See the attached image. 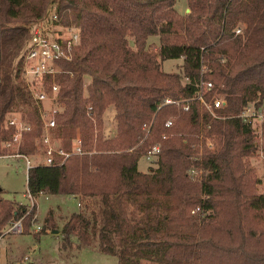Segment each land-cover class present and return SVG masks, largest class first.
<instances>
[{
  "label": "trees",
  "instance_id": "1",
  "mask_svg": "<svg viewBox=\"0 0 264 264\" xmlns=\"http://www.w3.org/2000/svg\"><path fill=\"white\" fill-rule=\"evenodd\" d=\"M176 4L0 0V157L9 155L3 143L15 129L5 120L14 111L31 126L20 153L43 151L44 125L22 80V57L30 26L56 7L82 41L58 77L62 110L52 136L66 152L80 138L83 154L30 168L28 190L87 202L66 220L65 244H97L119 264H264V191L245 163L257 149L256 131L240 118L250 104H264V0H188L187 13ZM174 59L182 60L180 72L164 71ZM202 81L213 85L207 103L226 101L217 117L197 99ZM111 106L116 129L107 137ZM156 146L155 167L140 171ZM193 168L203 171L200 180L191 179ZM126 206L140 215L130 220ZM36 213L1 200L0 239L21 218L29 232ZM57 227L51 211L40 233Z\"/></svg>",
  "mask_w": 264,
  "mask_h": 264
},
{
  "label": "rangeland",
  "instance_id": "2",
  "mask_svg": "<svg viewBox=\"0 0 264 264\" xmlns=\"http://www.w3.org/2000/svg\"><path fill=\"white\" fill-rule=\"evenodd\" d=\"M187 8L188 0H177L176 9L178 12L187 13ZM128 31L130 43L133 45L136 28L132 22H128ZM158 41V37H152L149 40L150 43H158ZM181 65V59L167 60L163 63V69L166 72H180ZM19 113L17 114L18 116H20ZM104 123L105 135L107 137L113 135L116 129L115 108L113 106L106 111ZM255 135L254 144L257 149L245 159V163L247 170L250 172L249 176L253 180L259 181L256 189L257 192L261 193L264 191V138L261 130L256 132ZM6 152L11 155L9 150H6ZM43 156V151L38 149L33 155H28V158L34 165H37L43 161ZM151 166L155 167L146 158H142L139 162V170L142 172H148ZM35 199L37 213L34 218L36 220L32 224L30 231H27L24 218H21L18 221H22L24 233L5 234L0 239V244L2 241L3 246L2 252L0 251V264H119L117 257L104 254L99 250L97 244L91 247L78 248L76 238L72 246L65 244L64 234L62 233L63 226L72 214L87 209L86 201L64 194H40ZM1 200H8L21 205L31 204L28 190V167L23 158L13 156L0 157ZM79 202L82 204L81 206L78 205ZM125 210L126 216L130 220L140 215L132 206H126ZM51 211L58 227L55 230L49 229L46 233H40L46 226V220ZM191 214H194L193 211H191ZM38 226L41 227L39 231L37 230ZM37 233H40L39 237H36Z\"/></svg>",
  "mask_w": 264,
  "mask_h": 264
},
{
  "label": "built area",
  "instance_id": "3",
  "mask_svg": "<svg viewBox=\"0 0 264 264\" xmlns=\"http://www.w3.org/2000/svg\"><path fill=\"white\" fill-rule=\"evenodd\" d=\"M238 33H240V30H238ZM81 41L80 29L71 22H65L63 15L56 7L51 8L42 19L30 26V38L22 57V80L44 125L41 136L44 155L43 165H55L56 156L63 158V164L71 155L83 154L80 138L75 140L73 151L66 152L61 145H56L55 141L58 139H53L52 136V130L57 126V115L62 110L59 96L61 86L58 82V77L67 73L63 63L73 61L75 50L80 46ZM212 87L211 83L202 81L197 99L211 114L217 117L215 110L226 105V101L221 98H215L212 103H207L204 96ZM189 101L191 100H186V102ZM167 103L180 104V102L170 100ZM185 109L188 110V107H185ZM92 110L93 107L90 106L89 111ZM240 118L247 127L258 132L264 125V110L263 108H257L254 104H250L240 115ZM166 125L170 126L171 122ZM6 126L13 127L15 133L10 140L4 142V149L11 152L10 156L22 157L28 169L34 167L35 165L28 156L20 153V149L26 141L25 134L31 130L30 124L24 120L21 114L20 116L11 114L6 119ZM207 145L210 148L214 147L209 140ZM159 151V146L154 147L153 152L146 157L147 161L153 163ZM189 174L192 180H200L203 171L193 168L189 171ZM29 197L31 208H33L36 206V199L30 192ZM197 212H200L199 207L193 210L194 214ZM40 229L41 227L38 226L37 230L39 231ZM10 233L23 234L24 226L22 221L11 224L4 236Z\"/></svg>",
  "mask_w": 264,
  "mask_h": 264
},
{
  "label": "crops",
  "instance_id": "4",
  "mask_svg": "<svg viewBox=\"0 0 264 264\" xmlns=\"http://www.w3.org/2000/svg\"><path fill=\"white\" fill-rule=\"evenodd\" d=\"M18 113H19V112L14 111V112H11V113H9V114H14V115H16V114H18ZM9 114H8V115H9ZM19 114H21V113H19ZM21 115H22V114H21ZM22 117H23V115H22ZM55 143H56V145H61V140H56ZM3 144H4V143H3ZM3 148H4V147H3ZM7 156H10V155H7ZM13 157H17V156H13ZM19 158H22V157H19ZM26 166H27V165H26ZM28 171H29V169H28ZM71 197H73V198H75V199H76V198H79L78 196H71ZM78 205L81 206L82 204L79 202ZM2 247H3V246H2V241H1V244H0V251H1V252H2Z\"/></svg>",
  "mask_w": 264,
  "mask_h": 264
},
{
  "label": "water",
  "instance_id": "5",
  "mask_svg": "<svg viewBox=\"0 0 264 264\" xmlns=\"http://www.w3.org/2000/svg\"><path fill=\"white\" fill-rule=\"evenodd\" d=\"M187 12H190V10L189 9H187ZM57 232V231H56Z\"/></svg>",
  "mask_w": 264,
  "mask_h": 264
}]
</instances>
